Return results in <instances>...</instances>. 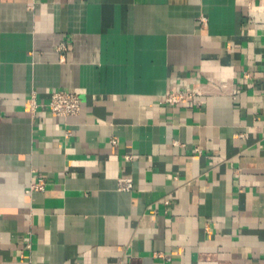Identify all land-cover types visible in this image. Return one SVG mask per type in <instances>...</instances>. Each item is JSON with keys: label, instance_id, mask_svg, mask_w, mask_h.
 Segmentation results:
<instances>
[{"label": "crops", "instance_id": "1", "mask_svg": "<svg viewBox=\"0 0 264 264\" xmlns=\"http://www.w3.org/2000/svg\"><path fill=\"white\" fill-rule=\"evenodd\" d=\"M126 263L264 264V0H0V264Z\"/></svg>", "mask_w": 264, "mask_h": 264}, {"label": "built area", "instance_id": "2", "mask_svg": "<svg viewBox=\"0 0 264 264\" xmlns=\"http://www.w3.org/2000/svg\"><path fill=\"white\" fill-rule=\"evenodd\" d=\"M202 24L208 22V18L202 16L200 18ZM248 76V74H247ZM196 94L194 90H176L168 92L163 96V102L170 104H179L187 99L193 97ZM82 98L79 93L69 91L67 89H57L51 93L50 99L47 103L48 109L56 116L69 117L78 115L82 109ZM38 104L35 100L31 103V110L35 111ZM115 142V140H113ZM127 159H131L132 156L127 155ZM47 185V180L40 176L39 179L33 182L30 186L29 192L44 191ZM134 187V181L129 177H121L119 179V188L121 190L130 191ZM129 264V263H126Z\"/></svg>", "mask_w": 264, "mask_h": 264}]
</instances>
